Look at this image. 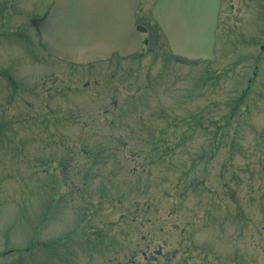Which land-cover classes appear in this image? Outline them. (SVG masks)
Wrapping results in <instances>:
<instances>
[{
	"label": "rangeland",
	"instance_id": "rangeland-1",
	"mask_svg": "<svg viewBox=\"0 0 264 264\" xmlns=\"http://www.w3.org/2000/svg\"><path fill=\"white\" fill-rule=\"evenodd\" d=\"M156 1L137 56L74 66L53 0H0V264H264V0H222L214 61Z\"/></svg>",
	"mask_w": 264,
	"mask_h": 264
},
{
	"label": "water",
	"instance_id": "water-1",
	"mask_svg": "<svg viewBox=\"0 0 264 264\" xmlns=\"http://www.w3.org/2000/svg\"><path fill=\"white\" fill-rule=\"evenodd\" d=\"M142 0H54L33 20L47 51L75 64L137 54L143 47L136 12ZM220 0H158L152 16L170 49L192 59H211Z\"/></svg>",
	"mask_w": 264,
	"mask_h": 264
},
{
	"label": "flooded vegetation",
	"instance_id": "flooded-vegetation-1",
	"mask_svg": "<svg viewBox=\"0 0 264 264\" xmlns=\"http://www.w3.org/2000/svg\"><path fill=\"white\" fill-rule=\"evenodd\" d=\"M53 2H54V0H53ZM143 2V0L141 1V3ZM221 2H222V0L220 1V9H219V14H220V10H221ZM52 5V4H51ZM51 5H49V7H51ZM140 6H141V4H140ZM140 6H139V8H138V10H137V13H136V16H137V25H140L139 23H138V20L140 19V17L141 18H144V19H147V17L145 18V16H144V13H142V11L140 10ZM47 10H49V9H47ZM42 17H40V18H36V19H34V20H40ZM218 20H219V15H218ZM143 21V20H142ZM147 22V20L145 21V23ZM144 28H146V29H144L145 31H147V27H145L144 26ZM217 28H218V26H217ZM145 31H142V33H144ZM216 32H217V30H216ZM216 32H215V41H214V45H215V43H216V40H217V37H216ZM213 45V46H214ZM43 47V49L46 51V47L45 46H42ZM50 56V55H49ZM52 57V56H51ZM60 61H62V62H66V61H64V60H61V59H59ZM101 61H103V60H96L95 61V63H97V62H101ZM109 61V60H108ZM66 63H68V64H70L69 62H66ZM92 64H94V62L92 63ZM71 65H73V64H71ZM74 66H76V65H74Z\"/></svg>",
	"mask_w": 264,
	"mask_h": 264
}]
</instances>
